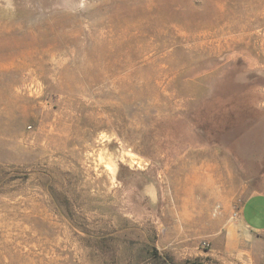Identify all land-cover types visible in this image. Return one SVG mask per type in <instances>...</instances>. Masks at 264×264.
Masks as SVG:
<instances>
[{
    "label": "rangeland",
    "instance_id": "rangeland-1",
    "mask_svg": "<svg viewBox=\"0 0 264 264\" xmlns=\"http://www.w3.org/2000/svg\"><path fill=\"white\" fill-rule=\"evenodd\" d=\"M255 193L264 0H0V264H264Z\"/></svg>",
    "mask_w": 264,
    "mask_h": 264
},
{
    "label": "crops",
    "instance_id": "crops-1",
    "mask_svg": "<svg viewBox=\"0 0 264 264\" xmlns=\"http://www.w3.org/2000/svg\"><path fill=\"white\" fill-rule=\"evenodd\" d=\"M240 222L244 231L256 238L264 235V193H255L245 199L240 208ZM235 241L232 232L228 242L232 244Z\"/></svg>",
    "mask_w": 264,
    "mask_h": 264
}]
</instances>
